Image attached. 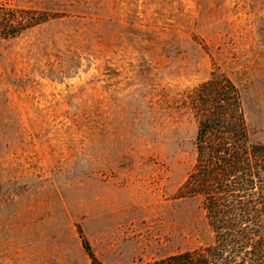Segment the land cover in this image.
<instances>
[{
  "label": "rangeland",
  "instance_id": "1",
  "mask_svg": "<svg viewBox=\"0 0 264 264\" xmlns=\"http://www.w3.org/2000/svg\"><path fill=\"white\" fill-rule=\"evenodd\" d=\"M240 90L264 141V0H0V264H144L213 240L188 98Z\"/></svg>",
  "mask_w": 264,
  "mask_h": 264
},
{
  "label": "trees",
  "instance_id": "2",
  "mask_svg": "<svg viewBox=\"0 0 264 264\" xmlns=\"http://www.w3.org/2000/svg\"><path fill=\"white\" fill-rule=\"evenodd\" d=\"M195 160L178 198H199L213 240L144 264H264V141H253L239 88L213 75L188 98ZM82 246L99 264L87 241Z\"/></svg>",
  "mask_w": 264,
  "mask_h": 264
}]
</instances>
